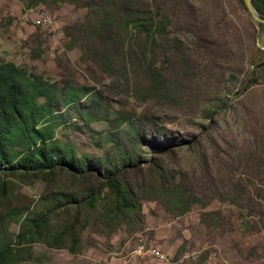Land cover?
Wrapping results in <instances>:
<instances>
[{"label": "rangeland", "instance_id": "rangeland-1", "mask_svg": "<svg viewBox=\"0 0 264 264\" xmlns=\"http://www.w3.org/2000/svg\"><path fill=\"white\" fill-rule=\"evenodd\" d=\"M97 2L0 0V60L55 84L53 137L117 168L139 208L112 214L93 169L13 175L0 247L10 243L12 264H264V24L241 0ZM133 13L166 17L163 32L145 40L131 22L119 26L117 15ZM102 16L108 30L95 25ZM67 93L78 98L66 103ZM129 152L133 164H119ZM93 188L94 208L57 202ZM34 213L50 228L74 221V251L67 240L16 243ZM138 243L164 257L131 253Z\"/></svg>", "mask_w": 264, "mask_h": 264}, {"label": "trees", "instance_id": "trees-1", "mask_svg": "<svg viewBox=\"0 0 264 264\" xmlns=\"http://www.w3.org/2000/svg\"><path fill=\"white\" fill-rule=\"evenodd\" d=\"M250 1L255 10L260 15H264V0ZM109 3L113 5L114 0H98L96 5L103 10ZM121 7L122 5L113 6L114 12ZM116 17L119 26L131 22L132 27L143 33L145 40H152L157 33L161 34L165 28L163 21L167 20L164 17L155 22L152 17H144L137 13H133L128 20L122 19L119 15ZM108 22L109 18L102 16L95 25L108 30L110 26ZM256 24L261 26V23ZM260 66L261 63L255 64L251 72ZM155 76L153 71L149 72L152 81L155 80ZM247 84L244 83L243 87ZM76 98H78L76 93L62 96V100L66 103ZM59 100L55 84L29 73L10 60H0V197L6 195L8 177L13 175L41 173L46 176L58 168L81 174L93 169L101 174L104 184L111 190L112 214L121 210L127 212L138 209V204L129 199L126 188L118 181L117 168H111L101 158L94 160L85 153L76 156L72 148L60 145L53 137L55 123L50 120L56 117L55 103ZM205 112L210 114L211 110L207 108ZM134 160L136 155L134 152H129L121 157L118 163L129 166ZM97 197L98 190L93 188L79 197L71 196L57 202L63 205L73 202L75 206L85 205L94 208ZM59 203H56V206ZM75 230L74 221L50 228L47 213L26 214L20 219V228L15 233L16 243L38 239L49 246H61L67 240L68 250L74 251L78 241ZM10 248L9 242L0 247V264H12L17 260L10 255Z\"/></svg>", "mask_w": 264, "mask_h": 264}, {"label": "water", "instance_id": "water-1", "mask_svg": "<svg viewBox=\"0 0 264 264\" xmlns=\"http://www.w3.org/2000/svg\"><path fill=\"white\" fill-rule=\"evenodd\" d=\"M246 10L248 11L249 15L251 16L252 20L255 23H263L264 24V15H260L255 8L253 7L250 0H242Z\"/></svg>", "mask_w": 264, "mask_h": 264}, {"label": "built area", "instance_id": "built-area-1", "mask_svg": "<svg viewBox=\"0 0 264 264\" xmlns=\"http://www.w3.org/2000/svg\"><path fill=\"white\" fill-rule=\"evenodd\" d=\"M33 17L35 19H39V17H45V16L43 13H35L33 15ZM146 252H158L159 253V259H162L164 257L163 253L158 248L151 247V246L144 247L143 245H141L139 248L138 254H143Z\"/></svg>", "mask_w": 264, "mask_h": 264}, {"label": "bare ground", "instance_id": "bare-ground-1", "mask_svg": "<svg viewBox=\"0 0 264 264\" xmlns=\"http://www.w3.org/2000/svg\"><path fill=\"white\" fill-rule=\"evenodd\" d=\"M36 20H40V17H39V19H36ZM141 245H142L141 243L136 244L134 246V248L132 249L131 253L138 254V251H139V248H140ZM146 253H150V252H146ZM143 254H145V253H143ZM143 254H141V255H143Z\"/></svg>", "mask_w": 264, "mask_h": 264}]
</instances>
